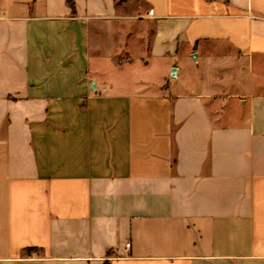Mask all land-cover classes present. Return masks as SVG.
Here are the masks:
<instances>
[{
	"label": "crops",
	"instance_id": "obj_1",
	"mask_svg": "<svg viewBox=\"0 0 264 264\" xmlns=\"http://www.w3.org/2000/svg\"><path fill=\"white\" fill-rule=\"evenodd\" d=\"M0 264H264V0H0Z\"/></svg>",
	"mask_w": 264,
	"mask_h": 264
},
{
	"label": "trees",
	"instance_id": "obj_2",
	"mask_svg": "<svg viewBox=\"0 0 264 264\" xmlns=\"http://www.w3.org/2000/svg\"><path fill=\"white\" fill-rule=\"evenodd\" d=\"M67 3L69 7L72 9V11H75V0H67Z\"/></svg>",
	"mask_w": 264,
	"mask_h": 264
},
{
	"label": "built area",
	"instance_id": "obj_3",
	"mask_svg": "<svg viewBox=\"0 0 264 264\" xmlns=\"http://www.w3.org/2000/svg\"><path fill=\"white\" fill-rule=\"evenodd\" d=\"M150 13L153 14V10L152 9L150 10ZM126 245L130 246V242H127Z\"/></svg>",
	"mask_w": 264,
	"mask_h": 264
}]
</instances>
